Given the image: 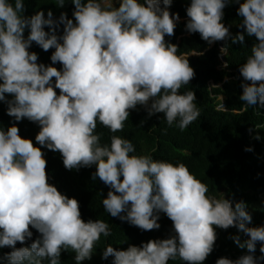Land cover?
Masks as SVG:
<instances>
[{"label": "clouds", "instance_id": "1", "mask_svg": "<svg viewBox=\"0 0 264 264\" xmlns=\"http://www.w3.org/2000/svg\"><path fill=\"white\" fill-rule=\"evenodd\" d=\"M72 3L75 22L66 12L55 19L51 10L47 18L43 10L26 16L24 0H0V101L15 121L27 118L41 127L35 137L41 147L22 138L15 123L0 128V248L12 249L0 256V264H61V253L68 249L82 264L92 258L101 235H111L108 223L85 222L79 201L49 182L42 147L60 152L66 169L95 165L93 179L110 189L102 203L111 216L149 231L161 227V212L173 221L176 234L168 239L127 250L108 245L102 258L113 257L111 264H168L177 257L203 264L217 240L214 226L237 227L249 237L244 242L233 237L249 254L222 257L216 264H262L264 255L255 253L258 242L264 253V225L248 226L253 217L246 202L226 199L224 193L209 195L207 185L182 162L136 155L134 144L116 135L102 144L96 133L98 122L113 133L122 131L138 104L149 117L163 113L169 126L181 130L200 117L195 92H180L195 76L190 56L177 55L178 46L165 40L180 21L179 13L170 11L173 0H118L119 7L114 0ZM230 3L191 0L186 30L200 33L209 45L222 40L243 44L245 34L233 36L223 22ZM57 6L63 8L65 0H57ZM238 14L240 27L257 39L239 68L244 80L240 100L245 110L257 102L264 108V0H244ZM33 42L45 51L55 49L51 61L61 63L62 70L38 63V54L29 51ZM221 52L227 55V47ZM30 226L41 235L30 247H16L33 237Z\"/></svg>", "mask_w": 264, "mask_h": 264}, {"label": "trees", "instance_id": "2", "mask_svg": "<svg viewBox=\"0 0 264 264\" xmlns=\"http://www.w3.org/2000/svg\"><path fill=\"white\" fill-rule=\"evenodd\" d=\"M243 2L244 0H240V3ZM24 3L26 16L43 10L47 18V13L51 10L55 19H59L61 14L66 12L68 18L75 22L73 15L75 5L72 0H65L63 8L57 6V0H24ZM190 3L191 0H173L170 11L173 15L179 13L180 21L177 22L175 34L166 35L165 40L178 46L177 55L190 56V66L193 67L195 76L189 84L180 89V92H195L194 103L200 110V117L187 129L181 130L175 125L169 126L163 113L149 117L147 108L142 105L130 114L122 131L113 133L98 122L96 133L101 134L102 144L110 143L111 137L116 135L130 140L136 148V155L151 154L156 160H165L173 164L184 163L197 179L207 185L209 195L218 196L224 192L227 199L246 202V210L253 217L248 226H261L264 225V108H259L257 102L256 106H247L245 110V104L240 100L244 80L239 71L241 64L252 54L251 47L257 39L255 36H247L246 30L240 27L243 21V17L238 14L240 3L232 0L224 9L223 22L230 28L233 36L244 33V43L222 40L209 45L202 39L200 33H190L186 30L189 20L186 8ZM63 28L64 25L61 24L57 30L59 35L63 34ZM45 30L51 29L46 26ZM28 34L26 30L25 37ZM224 47L228 49L227 55L221 52ZM29 51L38 54V63L51 64L62 70L61 63L53 64L51 61L55 49L45 51L33 42ZM201 52L203 55H199ZM193 53L197 55L191 56ZM226 63L228 67H224ZM56 91L59 94L60 90ZM6 96L12 99L11 95ZM7 107L4 101H0V128L7 130L15 123L22 138L31 139L34 146L41 147L35 140L41 130L40 125L27 118L15 121L14 117L7 114ZM246 148L254 150L246 151ZM42 151L47 160L49 182L61 193L79 201L84 221L104 220L110 226L111 235L107 237L101 235L94 245L92 256L103 254L104 248L108 245L118 250H127L131 245L141 246L159 235L171 237L176 234L173 221L163 212L160 213L158 221L161 227L150 231L111 216L102 203L110 189L98 177L93 179V174L97 171L95 165L69 170L65 168L60 152L46 147H42ZM215 230L217 240L214 249L203 264H216L222 257L235 260L249 254L248 249L240 248L233 239L235 236H239L241 242L249 239L237 227L228 229L218 227ZM31 231L33 237L26 243L17 242L16 247H30L41 235L35 228H31ZM260 246L258 242L255 253L257 257L264 255L259 251ZM11 251L10 247L0 248V256ZM75 255L71 249L62 251L61 264H76ZM112 259L113 257L104 259L102 264H111ZM168 264L188 262L177 257L170 259Z\"/></svg>", "mask_w": 264, "mask_h": 264}, {"label": "rangeland", "instance_id": "3", "mask_svg": "<svg viewBox=\"0 0 264 264\" xmlns=\"http://www.w3.org/2000/svg\"><path fill=\"white\" fill-rule=\"evenodd\" d=\"M114 2H117L116 3V7H118L119 3H118V0H114ZM197 54L193 53L191 56H195ZM222 100V99H221ZM142 105H137L135 109H131L130 110V114L131 113H134L136 110H138ZM221 193H224V192H221ZM220 193V194H221ZM220 194L217 196L219 197ZM225 194V193H224ZM225 198L227 199V195L225 194ZM215 228H218L217 226H214ZM170 238V236H156L155 239H168ZM103 257V254L102 253H98V254H95L94 256H92V258L90 260H85L82 262V264H102L104 259L102 258ZM45 264H47V261H45Z\"/></svg>", "mask_w": 264, "mask_h": 264}]
</instances>
